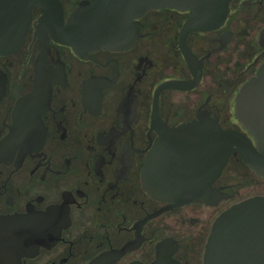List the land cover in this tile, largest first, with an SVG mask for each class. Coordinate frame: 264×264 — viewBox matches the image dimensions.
Returning a JSON list of instances; mask_svg holds the SVG:
<instances>
[{"label":"flooded vegetation","instance_id":"1","mask_svg":"<svg viewBox=\"0 0 264 264\" xmlns=\"http://www.w3.org/2000/svg\"><path fill=\"white\" fill-rule=\"evenodd\" d=\"M58 1L65 24L94 0ZM42 17L34 8L20 47L0 53V264H203L215 220L264 196V178L235 153L215 204L173 206L144 189L142 169L162 125L208 117L252 141L234 103L264 62V0H231L219 28L190 34L201 73L185 90L158 88L193 80L179 48L187 12L149 10L130 48L85 53ZM241 170L261 191L237 182Z\"/></svg>","mask_w":264,"mask_h":264},{"label":"water","instance_id":"2","mask_svg":"<svg viewBox=\"0 0 264 264\" xmlns=\"http://www.w3.org/2000/svg\"><path fill=\"white\" fill-rule=\"evenodd\" d=\"M230 1L94 0L80 5L64 24L58 0H0V53L20 47L34 8L43 13L42 27L77 53L128 49L140 36L138 20L147 11L170 8L188 13L180 31L179 48L193 80H171L158 91L185 90L198 83L201 73V61L187 44L190 34L219 28L228 15ZM234 114L252 141L240 132L222 129L208 117L177 128L162 125L142 169L144 189L173 206L193 201L215 204L223 194L212 183L235 153L264 178V62L239 89ZM15 223L20 231L22 224L18 219ZM162 263L159 260L156 264ZM167 263L176 264L171 260ZM203 264H264V196L241 201L215 220Z\"/></svg>","mask_w":264,"mask_h":264},{"label":"rangeland","instance_id":"3","mask_svg":"<svg viewBox=\"0 0 264 264\" xmlns=\"http://www.w3.org/2000/svg\"><path fill=\"white\" fill-rule=\"evenodd\" d=\"M258 181L260 180L254 178L250 172L248 173L241 170L237 174V182L249 183V194H251L252 192H256L257 190L261 191L262 184L261 183L259 184ZM260 182H264V181H260Z\"/></svg>","mask_w":264,"mask_h":264}]
</instances>
